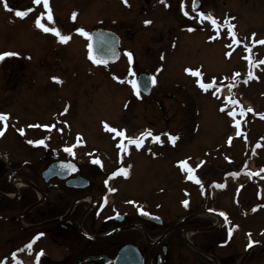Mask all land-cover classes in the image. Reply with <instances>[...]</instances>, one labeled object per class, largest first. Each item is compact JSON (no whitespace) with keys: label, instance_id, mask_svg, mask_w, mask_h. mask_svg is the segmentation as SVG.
<instances>
[{"label":"flooded vegetation","instance_id":"flooded-vegetation-1","mask_svg":"<svg viewBox=\"0 0 264 264\" xmlns=\"http://www.w3.org/2000/svg\"><path fill=\"white\" fill-rule=\"evenodd\" d=\"M53 1L49 0L53 20L49 21L45 15L41 22L48 27L58 28L57 8ZM115 1L117 7L130 8L133 12L132 24L125 26L123 35H120L119 28L113 21H104L90 30L91 33L94 28L101 27L114 31L119 36L118 57L114 62L99 63L105 67L123 59H126L128 66L135 63L133 51L129 47L131 45L122 43L124 38L133 39L131 29L138 31L136 35L140 41L143 30L153 32V44H158L161 52L156 57L158 63L166 60V55L170 58L177 55L178 60H182L187 52L188 57L196 62L201 56H204L203 60H208L207 58L213 56V52L203 55L202 48H218L219 42L223 47L234 41V38L228 35L226 25L219 28L220 34L216 36L217 29L212 26L211 21L202 20L199 16L200 12L211 13L218 24H224L227 20L235 26V32L237 24L231 22L234 16L225 9L222 11V8L206 4L208 0H196L197 8L193 7V0H128L127 4L124 0ZM209 2L225 4L226 0ZM244 2L250 6L251 0ZM1 3L3 5L2 1ZM9 7L21 11L28 8L33 10L24 18H20L14 11L4 9L9 16L15 17L14 21H6V33H15L16 29L21 30L24 27L26 31L16 34L17 44L16 41L9 42L5 50L0 49V52L12 51L19 54L4 58V62L0 60V93L4 95L3 104L0 103V106L3 105L0 113L9 114L6 128L4 122H0V128L3 129V134L0 135V264H105L103 258L97 257H113L117 249L125 244L131 247L133 253L135 250L142 254L143 264H264V167L250 166V157L255 156L254 153L246 152L248 158L245 156L244 165L241 167H238L241 164L239 161L237 166L230 169L218 168L220 173L196 170L202 198L194 200L193 204L179 215L165 219L158 213L160 208L148 203L140 204L126 192L127 183L134 176V159L130 152H127V149L131 148L130 143H124L126 151L120 150L116 155L108 157L109 160L87 155V150H78L79 146L76 145L73 131L70 129L71 124L63 117V114H75L71 108L73 101L65 96V100L60 101V104L55 101L51 104L44 103L45 96L39 93L37 84L36 90L29 94L22 90L24 63L33 60H63L62 56L56 54L57 50L61 49L56 46H71L75 36H78V41H82V69L87 74V69L96 64L89 56V37L73 30L68 31L65 24V28L59 29L62 35L71 37L68 42H60L54 34L52 43L45 41L42 39L44 31L35 24L41 12L47 11L42 3L35 4L33 0H27L16 6L10 4ZM85 12L86 24L83 29L87 32V7ZM185 12L188 15H185ZM70 20L69 17L68 21ZM146 20L151 23L145 24ZM8 24L21 28L10 29ZM244 29L248 31L246 35L235 32V40H258V37L252 35L254 29H251V25L246 24ZM260 40H264V35ZM36 42H40V46L36 47L40 49V54L33 59L29 57L26 47H31L29 43ZM53 44L54 49L48 50L47 46ZM242 44L248 46L251 43L240 42V45ZM129 52L132 54L131 62ZM139 53L146 62L142 50ZM77 61L79 60L76 58L72 60V65L65 70L66 73L58 71L59 75L54 74L60 77L59 82L50 80L39 84L51 85L55 91L64 90L63 92L70 96L71 91L67 92L70 90V83H66V74L70 69H76L74 66ZM35 68H32V74L37 73ZM102 74L106 78H114L118 84L123 82L122 74L115 70L105 69ZM137 74L132 76L133 80H136ZM69 76L73 78L72 75ZM51 83H54V86ZM131 89L134 91L135 110L140 108L137 103H143L140 97H146L153 101L158 110L163 111L157 96H152L151 92L148 95L139 92L137 95V89L133 86ZM115 90L107 92L106 95L122 98L123 89H118V92H114ZM100 93L105 96L104 89L100 90ZM31 98L39 100H29ZM123 102L126 101H122V104ZM142 106H145L144 103ZM88 107L78 111H87ZM25 112L49 113L52 119L37 121L22 118ZM164 116L165 114L162 115ZM164 118L167 119L166 116ZM40 125L55 127L43 128ZM21 128L23 133L18 131ZM164 133L167 131L164 130ZM137 137L129 135L125 139ZM40 139H44L45 143L28 142ZM121 139L122 137L120 142ZM73 145L75 146L72 153L65 151L66 147ZM256 149L258 148L254 150ZM97 158L100 164L94 162ZM69 164L74 165L75 170L67 167ZM50 165L51 171L47 170ZM121 167L127 169V176L120 173L109 178L113 171ZM184 171L188 173L185 167ZM186 175L182 174V177L186 178ZM17 182H21V186H16ZM217 184L225 186L217 187ZM109 188L116 191L109 192ZM166 200L169 199L164 202L165 210L168 211L172 205L171 201ZM138 207H142L154 218L142 214ZM221 212L226 214L227 221L225 216L220 215ZM210 213L215 214L217 218L207 215ZM253 221L261 223L253 225ZM229 228L233 229L230 236ZM41 233L43 235L35 240L32 249H27L25 245ZM46 248L50 250L47 251ZM37 253H42L38 262ZM84 258L86 259L81 261Z\"/></svg>","mask_w":264,"mask_h":264},{"label":"rangeland","instance_id":"rangeland-1","mask_svg":"<svg viewBox=\"0 0 264 264\" xmlns=\"http://www.w3.org/2000/svg\"><path fill=\"white\" fill-rule=\"evenodd\" d=\"M1 1L0 49L5 50L9 42L16 41V44L18 43L16 34L26 30L25 27L8 24L10 29L20 27L21 30L16 29L15 33H6L8 30L6 21H14L15 17L7 14ZM23 1L27 0H7L8 4H13V6ZM53 3L57 8L58 28H65L66 24L68 31L77 32V28H84L86 7L88 33L92 27L99 26L104 21H113L114 25L119 28L120 35H123L125 26L132 24L133 12L131 9L117 7L115 0H54ZM206 4L222 8V11L225 9L234 16L231 22L237 24L235 31L240 32L241 35L244 36L248 32L244 29L248 24L251 25V29H254L253 33L258 37V40L263 37L264 0H251L250 6L244 0H226L225 4L220 2L211 4L208 0ZM73 12L76 13L75 19L72 18ZM69 17L70 21H68ZM143 31L141 41L136 35L138 31L136 32L134 29L130 30L134 34L133 39L124 38L122 41L123 44H130L129 47L133 51L135 63L130 66L126 59L107 67L96 63L92 64L85 74L82 69L84 67L82 41H78V36H75V41L67 48L55 45L57 48H61L57 50L56 54L62 56L63 60L60 59L59 62L53 60L26 61L25 68L23 67V75H25L23 89L22 87L21 89L29 94L36 90L37 84L39 93L43 97L45 96L43 102L48 104L54 103V101L60 104V101L65 100V96L69 97L73 101L72 113L75 112V114L70 113L69 116L63 114V117L71 124L70 129L73 131L76 145L79 146L78 150H87V155H95L103 158L102 160H107L108 157L116 155L120 151L117 147L120 143V136L108 131L105 128V123L118 131H124L125 136L121 140L126 145H129L128 140L125 139L126 136L140 137L141 133L151 130L152 135L143 138L140 148L130 144L131 148L127 149L134 159V176L127 183L126 192L130 197L136 198L140 204L148 203L154 205L155 208H160L158 213L167 219L179 215L190 207L194 200L202 198L200 183L188 178L190 173L184 171L181 161L194 170L191 175L196 176L195 171L199 167L205 168L202 172L220 173L218 168L230 167L227 166L230 163L237 164L247 151L250 154L255 148H258V157L252 160L251 164L254 167H264V117L260 115L264 114V63H260L264 61V44H254L253 40L248 39L240 40L239 43L232 46L229 44L222 47V43L219 42L218 48H202L203 55L213 52V56L207 58L208 60H203L204 56H201L196 62L188 57L187 52L182 60H178L177 55L171 58L166 55V60L158 63L159 60H156V57L161 52L159 45L153 44V32ZM52 34L43 32L42 39L52 43ZM240 42L251 44L247 49H244L240 46ZM29 44L33 47H26L29 50L28 55L35 59L40 54V49L36 48L40 46V42ZM48 48L54 49V44L47 46ZM141 50L147 59L146 62L143 61L139 53ZM226 53H230V55H226ZM75 58L79 60L74 66L76 69H70L66 74V83H70V90H67V92L71 91L70 96L66 95L64 90L55 91L51 85L43 84L41 86L39 84L53 80L52 77H56L55 73L59 75L58 71L62 73L67 70ZM250 60L251 67L256 66L255 70H249ZM1 62H4V59ZM157 64L159 65L156 67ZM33 67H36L37 73L32 74ZM189 68L199 70L202 75L194 76L185 71ZM105 69L115 70L120 75L122 74L123 82L118 84L114 78L103 76L102 72ZM143 70L149 74L155 73L152 76L156 82L151 94L159 98L163 111L158 110L153 105V101L146 97H140L145 106H142V101L137 103L140 104L138 110H135L133 106L135 104L134 91L131 89L132 84L128 81L133 80L132 76ZM237 73L239 75L234 78V74ZM250 73L251 78H249ZM69 75H72L73 78L71 79ZM58 78L59 80L56 82L60 81V77ZM213 78H215L216 87L208 91H204L197 84V80H201L203 83H213ZM51 84L54 86V83ZM217 87L219 91H217ZM103 89L105 96L102 93L99 94ZM113 89H116L114 92L123 89V97L106 95ZM13 94L15 95V92ZM3 98V93H0L1 104H3ZM92 98L96 100H92ZM233 99L239 103L233 105L231 103ZM29 100L38 101L39 98ZM124 100L126 102L122 104ZM106 105L107 107H105ZM87 106H89L87 111H78V109H84ZM241 106L245 110L251 108L253 111H245V114L241 116ZM222 107L225 109L224 111H221ZM2 108L3 105L0 106V109ZM233 110L237 113L234 118L228 115ZM163 114L167 119L164 118L165 116L162 117ZM22 118L42 121L51 120L52 115L25 112ZM236 120L240 121L239 129L235 125ZM164 130L167 133H164ZM78 134L82 138L81 143H77ZM166 134L176 136L177 139L172 142ZM154 135H160L163 143L154 142L152 139ZM229 137L232 138L231 143H229ZM199 158L203 163L194 162H198ZM182 174H187L186 178H183ZM165 199H169L166 202L171 201L172 206L168 211L165 210ZM185 200L188 201L187 206L182 203ZM258 223L261 222H252L253 225H258ZM1 246L4 248L3 245ZM46 250L50 249L46 248Z\"/></svg>","mask_w":264,"mask_h":264},{"label":"snow or ice","instance_id":"snow-or-ice-1","mask_svg":"<svg viewBox=\"0 0 264 264\" xmlns=\"http://www.w3.org/2000/svg\"><path fill=\"white\" fill-rule=\"evenodd\" d=\"M2 2H3V6H4L5 9H7L9 11H14L15 12V15L17 17H20V18H24L25 16L28 15L29 12H31L33 10L32 8H28V9H26L24 11H21V10H18V9H12V8L9 7V4H8L7 0H2ZM33 2L35 4H41L42 3L43 4V7L47 10L46 12H41V14L36 18V20H35L36 26L38 28L42 29L44 32L53 33L59 39L60 42H62V43L68 42L70 40V38H71L70 36H68V35H62L59 28H56V27H48L44 23L41 22L42 17H44L45 15L47 16V19L49 21H52L53 20L51 8L49 6V0H33ZM127 2H128V0H124V3L125 4H127ZM195 3H196V0H193V4L194 5H195ZM181 7L183 8V3L181 4ZM184 14L185 15H188L187 12H185ZM199 16L201 17L202 20H209V21H211L212 26L217 29L216 36H219V34H220L219 33V28L220 27H224L226 25L227 26V29H228V35L229 36H232L234 38V42L235 43H239V41H236L235 40V35L236 34H235L234 30H233L234 27H235L233 24L229 23L227 20H225L224 24H218L216 18H214L211 15V13L205 14L204 12H200L199 13ZM72 18L73 19L76 18V13L75 12L72 13ZM144 23L145 24H148V23H151V21H147L146 20ZM76 31L79 32L80 34L84 35V36L89 37V39L91 38L90 37V34L88 32H86L83 28H77ZM252 35H253V37L255 36L254 33ZM214 38L215 37H210V39H214ZM253 43L254 44H256V43L264 44V40H259V41L253 40ZM245 47H246V49L248 48L247 45H245ZM88 48H89V56H90V58H92L98 64L99 63H106V61H102V60L96 59L95 57L92 56V53H91L92 45L91 44H88ZM248 50L250 51V49H248ZM16 55H19V54L16 53V52H12V51L0 52V60H3L6 57L16 56ZM226 55H230V53H226ZM128 57H129V61L131 62V60H132V54L130 52L128 53ZM161 58L163 59V57H161ZM260 63H264V61H261ZM251 66L252 65H251V60H250V67ZM157 71H159V69H157ZM185 71L191 73L194 76H201L202 75V73L199 70H193V69H190L189 68V69H185ZM238 75H239L238 73L237 74H234V78H235V76H238ZM249 78H251V73L249 74ZM52 79L53 80H57V81L59 80L58 77H52ZM117 79H119V77H117ZM128 82L132 84V86H133L134 89H137V82L135 80H130ZM155 82H156L155 81V78L153 77L152 78V83H155ZM246 82H247V79L245 80V83ZM197 84L204 91H208L209 89H211L213 87H216V85H215V78H213V83H203L201 80H197ZM217 91H219V88L218 87H217ZM213 94H215V93H213ZM137 95H139V90L138 89H137ZM231 103L233 105H236V104L239 103V101L233 99V100H231ZM224 110L225 109L222 107L221 108V111H224ZM65 111H67V108H65ZM245 111L251 112L253 110L251 108H248L247 110H245L241 106V108H240V115L243 116L245 114ZM236 114L237 113H236L235 110H233V111H231V112L228 113V115L231 116V117H233V118L236 116ZM8 115L9 114H7V113H0V122H4V128L7 127ZM260 115L262 117H264V114H260ZM235 125H236L237 129H239L240 128V121L236 120L235 121ZM40 127H43V128H51V127H55V125H40ZM105 128L108 131L112 132V133H116V135H118L120 137H124L125 136V133H124L123 130L118 131L116 128L108 126L107 123H105ZM18 131L21 132V133H23L24 130L21 128V129H18ZM61 131H62V129H61ZM2 134H3V129L0 128V135H2ZM237 134L239 135V132ZM151 135H152L151 130H146L145 132L141 133L140 134V137H138V138H129L128 139V143L134 144L137 148H140L141 147V144H142V141H143V138L146 137V136H151ZM166 135L169 136V139L172 142H174L177 139L176 136H172L171 134H166ZM152 139H153L154 142L163 143V141H161V139H160V135H154V136H152ZM231 139L232 138L229 137V143H231ZM28 142L29 143H34V144H44L45 143V140L44 139H40V140L28 141ZM81 142H82V138L78 134L77 135V143H81ZM74 146L75 145H73L71 147H66L65 148V151H67L69 153H72V150H73V147ZM117 147L120 150L126 151V146H125L123 140H121V142L117 145ZM94 162L97 163V164H100V160L98 158L95 159ZM180 163H181L182 167L187 168V171L190 173V175H189L188 178L189 179H192V180H195L197 183H200V180L195 175H191V173H193L194 170L192 168L188 167L184 161H181ZM201 163H203V161ZM67 167L73 168V170H75L74 165L69 164V165H67ZM198 167H199V165H198ZM120 173H123L125 176L128 175L127 169L121 167V168H118L117 170L113 171L110 174V177L109 178L114 177V176H116V175H118ZM105 183L107 184V181H105ZM216 186L217 187H224L225 185L224 184H217ZM108 191L109 192H113V191H116V189L109 188ZM132 203H134V202H132ZM182 203H184L185 206H187L188 201L185 200ZM138 210L142 214L150 215V213H146L145 210L142 207H138ZM253 211H255V209H253ZM220 215L221 216H225V220L227 221V217H226V214L225 213L221 212ZM232 230H233L232 228H229L228 229L229 236L231 235ZM40 235H43V234L42 233L41 234H38L37 237H34L32 241H30L27 245H25V247L27 249L31 250L32 249V244L35 242L36 239L39 238ZM250 246H251V242L249 244V247ZM41 254L42 253H37V262L39 261V257H40ZM12 255L15 256V253H13Z\"/></svg>","mask_w":264,"mask_h":264},{"label":"water","instance_id":"water-1","mask_svg":"<svg viewBox=\"0 0 264 264\" xmlns=\"http://www.w3.org/2000/svg\"><path fill=\"white\" fill-rule=\"evenodd\" d=\"M194 8L198 7L197 1ZM89 44L92 45L91 53L100 60L114 61L118 55V36L109 30L97 28L92 30ZM137 87L145 95L150 93L153 85L152 78L146 72H140L137 75ZM52 165L47 170L51 171ZM149 218H154L152 215H148ZM97 258H103L105 264H143V256L134 250L132 252L131 247L128 244L120 246L117 249L116 254L113 257L107 255H100ZM82 259L81 261L85 260Z\"/></svg>","mask_w":264,"mask_h":264},{"label":"bare ground","instance_id":"bare-ground-1","mask_svg":"<svg viewBox=\"0 0 264 264\" xmlns=\"http://www.w3.org/2000/svg\"><path fill=\"white\" fill-rule=\"evenodd\" d=\"M17 185L16 186H21V182H17L16 183ZM208 216L212 217V218H217V216L213 213H210V214H207Z\"/></svg>","mask_w":264,"mask_h":264}]
</instances>
